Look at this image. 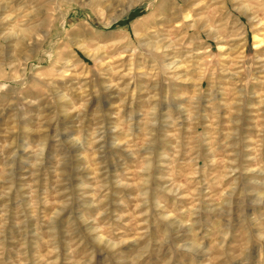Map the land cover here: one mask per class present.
Wrapping results in <instances>:
<instances>
[{"label":"rangeland","instance_id":"374dc122","mask_svg":"<svg viewBox=\"0 0 264 264\" xmlns=\"http://www.w3.org/2000/svg\"><path fill=\"white\" fill-rule=\"evenodd\" d=\"M234 7V0L0 3V83L9 85L0 91V193L11 189L0 194V264H43L53 212L60 264H71L73 242L80 254L95 247L87 228H105L117 240L149 233L143 260L129 244L107 259L95 249L96 264H165L168 247L155 243L165 230L174 244L196 239L211 248L217 227L231 220L229 252L245 232L264 233V197L251 203L264 187L249 183L264 176L242 175L264 165V23ZM84 102L81 115L74 109ZM98 124L103 139L93 143ZM75 136L83 144H73ZM116 140L125 143L113 147ZM146 156L143 217L135 183ZM232 168L240 172L229 176ZM232 179L239 191L229 218L210 208ZM181 183L186 187L170 195ZM69 196L71 206L61 209ZM193 204L200 209L191 217L195 227H182ZM168 212L175 215L165 220ZM250 247L253 264H264V242L253 239ZM217 255L176 252L172 264H230Z\"/></svg>","mask_w":264,"mask_h":264},{"label":"clouds","instance_id":"9594fccd","mask_svg":"<svg viewBox=\"0 0 264 264\" xmlns=\"http://www.w3.org/2000/svg\"><path fill=\"white\" fill-rule=\"evenodd\" d=\"M3 0H0V3H2ZM234 10L239 11L241 15H246L249 17L250 21H255L257 23H264V0H234ZM105 63H107L105 61ZM171 67V66H168ZM0 79H3L2 76H0ZM15 79H19V77H16ZM9 87L6 83H0V91H4ZM82 91H86V89H82ZM152 99H156V97H152ZM86 109V102L81 103L77 109H74L75 111H78L81 115L84 114V111ZM150 114L152 116L156 113V108L153 107L149 110ZM150 123L155 124V120H151ZM116 129H114L115 131ZM103 126L98 124L96 128L92 129L91 137L92 142L96 143L98 140L103 139ZM130 132V129H129ZM57 139H59V136H57ZM73 144H83V140L81 136H75L73 137L72 141ZM125 141L116 140L113 142V147H118L124 144ZM27 150V149H25ZM36 153L37 159L35 162H33L32 167L36 168L37 165L40 163V156L43 153V145H40L37 147V149L34 150ZM178 154V153H177ZM145 161L142 162L139 168L137 169L138 173L143 174L142 177L136 181L135 187L140 189L137 192L136 199H138V203L135 205L136 209H140L142 206L145 208V211L141 212L140 215L143 217H147L149 215V191H148V185L151 180V176L149 175L151 171V159L150 156H146ZM249 159L255 160L256 157H250ZM62 163L67 162V157L62 158ZM215 162V161H213ZM230 163L235 164L236 161L232 160ZM237 172H240V169L238 168H232L228 170L229 176H234ZM260 175L264 176V165H261L259 163L254 164V166L247 167L243 170L242 175L245 176H251V175ZM193 177L195 176V172L191 174ZM0 179H2V176H0ZM68 179L70 180L71 177L69 176ZM117 186L121 187H131L133 185H129L124 180H117ZM249 183H255L260 184L261 187H264V182L251 180ZM186 185L181 183L174 185L173 188H170L168 190L170 195H174L178 193L181 189L185 188ZM97 188H100V184H97ZM11 189H6L3 193V195H6ZM239 191V182L237 179H232L231 183L228 184L226 188H224L221 192L219 197L217 198V202L210 208V211H213L217 213L220 216L224 217H231L233 212V201L236 197L237 193ZM240 198H241V205L243 207V197L244 193L239 192ZM264 197V193H261L260 196L256 199L251 201L253 205L259 206L260 199ZM95 200V197H94ZM61 203V209H68L71 206V197L69 196L66 201H62ZM157 207H160L161 204L159 201H157L156 204ZM199 208L197 207V204H193L190 213L191 216L189 220L187 221H181L182 227H188L189 229H192L195 227V224L191 217H194L197 212H199ZM58 212H53L51 215H49L46 219L49 224V239L45 240L44 243L48 245V252L45 256L40 257L41 261H43V264H60V258H59V246L56 243V237L55 232L53 229V225L55 222L56 217L58 216ZM99 215H102V213L98 214L96 217V220H98ZM175 214L172 212H168L167 216L164 217L165 220H167L170 217H173ZM246 220L244 211H241V223H244ZM87 224V222H85ZM148 221L145 219L144 224L147 225ZM3 228V224H0V229ZM89 237L91 238L92 244L95 246L93 249H90L88 251H85L84 253L80 254L78 252V249L80 247V244H75V246L70 247L69 251L72 255V261L71 264H96V250L95 249H101L102 254L104 255L105 259L113 256L120 255V249L132 244L134 246H137L138 251L137 255L140 257V260H143L145 256L149 254L151 251V241L144 243L141 246V241H145L146 238L149 236L147 228H145L143 233H138L136 236L128 237V238H120L115 239L114 234L105 228L96 227V228H87ZM232 236V225L231 220H229L228 224H225L223 226H218L216 229V238L214 239V242L211 246V248H205L203 241L193 239L192 241L186 243V244H174L171 238V235L169 231L165 230L160 238L155 242L156 245L163 249L164 247H168L169 250V258L165 261V264H172V261L174 259L176 252H184L189 255H199L201 253L210 254L212 252L218 253L217 259H222L224 257H230V264H253V256H252V249L250 247V244L253 239H256L260 242H264V233L259 234L256 237H253L250 232H245V240L242 245L239 246V249L237 251H228V242ZM82 243V242H81ZM2 247V245H0ZM25 247L24 244L21 245V249ZM23 264V261L21 262ZM137 264H139V261H137Z\"/></svg>","mask_w":264,"mask_h":264},{"label":"bare ground","instance_id":"6f19581e","mask_svg":"<svg viewBox=\"0 0 264 264\" xmlns=\"http://www.w3.org/2000/svg\"><path fill=\"white\" fill-rule=\"evenodd\" d=\"M45 21H46V20H43V22H41L40 25H41L42 23H45Z\"/></svg>","mask_w":264,"mask_h":264}]
</instances>
